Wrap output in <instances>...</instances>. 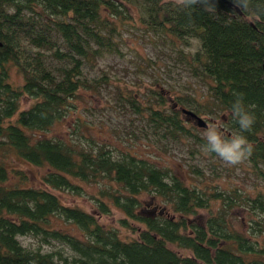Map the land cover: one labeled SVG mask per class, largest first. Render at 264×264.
<instances>
[{
    "label": "trees",
    "instance_id": "obj_1",
    "mask_svg": "<svg viewBox=\"0 0 264 264\" xmlns=\"http://www.w3.org/2000/svg\"><path fill=\"white\" fill-rule=\"evenodd\" d=\"M129 8L145 31L188 49L177 51L189 73L205 85L203 102L186 94L184 103L177 98L167 104L154 89L135 92L146 106L128 90L124 100L130 110L163 137H189L203 148L205 139L192 134L179 115L195 119L181 109L201 119L200 114L220 117L226 136L247 139L251 154L242 162L264 186V0H200L187 8L178 0H0V155L9 148L20 160L46 168L41 185L30 186L22 170L0 157V264H264V240L254 236L259 228L251 227V234L235 231L223 210L210 212V200L220 198L228 206L237 188L226 195L207 192L196 169L194 182H185L131 147L113 155L105 144L83 147L71 138L47 135L75 110L78 89L94 86L83 76V65L105 54L122 55L114 37L130 18ZM189 40L195 49L190 50ZM102 76L107 77L104 71ZM237 93L254 116L243 132L231 112ZM23 96L31 103L21 109ZM10 171L17 178L13 183ZM82 183L98 187L94 200L100 214H108L110 205L122 213L119 227L64 205L54 193L79 194ZM141 193L162 206L142 207ZM244 200L247 210L264 215V193ZM65 222L79 234L63 229ZM23 235L35 236L40 244L54 241L69 252L26 248L17 239Z\"/></svg>",
    "mask_w": 264,
    "mask_h": 264
},
{
    "label": "rangeland",
    "instance_id": "obj_2",
    "mask_svg": "<svg viewBox=\"0 0 264 264\" xmlns=\"http://www.w3.org/2000/svg\"><path fill=\"white\" fill-rule=\"evenodd\" d=\"M128 13L130 18L124 25L118 27V33L114 37V40L119 42L122 55L105 54L91 64L83 65L81 69L83 76L94 86L78 89L75 110L69 111L54 123L46 132L47 135L61 140L71 138L83 147L91 146L93 143L105 144L112 149L113 155H117L119 150L131 147L140 156L153 159L158 167L185 182H194L195 175L192 170L196 169L197 177L202 178L203 185L208 186L207 192L215 189L226 195L230 187H235L237 197H232V204L228 202V206H223L220 198L210 200V212L217 213L223 210L224 219L235 231L251 234V227L253 230L259 228V232L254 236L260 241L264 240V215L247 210L244 200L246 197H253L257 192L264 193V186L247 172L245 164L242 161L236 165L227 164L214 153H205L204 148L195 145L189 137L179 136L176 139L163 137L161 131L154 130L142 116L132 112L124 100L129 90L130 93H134L139 105L146 106L144 97L136 95L135 92L145 95L148 90L154 89L165 98L167 104H173L177 98L184 103L187 99L186 94L198 101H205L203 97L205 85L189 73L184 58L180 57L177 51L178 48H182L184 52L188 49L164 34L145 31L137 19V13L131 8L128 9ZM189 43L190 50L196 48L195 41L189 40ZM185 54L187 56V53ZM50 64L56 63L50 60ZM103 71L107 77L102 76ZM11 77L16 79L13 72ZM95 82L98 84L95 85ZM156 97V95L150 97L149 101L153 102ZM30 103L31 99L23 96L19 101V107L24 109ZM200 116L207 125L220 121V117L217 116L209 114ZM179 117L192 134L203 138V130L207 126L205 129L197 128L189 118L182 115ZM1 158L7 162L8 167L22 170L27 177L25 184L41 185L40 177L46 171L45 166H35L20 160L9 148L2 152ZM16 179L10 171L8 182L13 183ZM54 193L64 205L77 206L96 213L101 223L119 227L117 218L122 213L117 208L110 205L108 214H100L96 210L94 197L98 196V187L95 184L82 183L79 194L69 190H55ZM102 199L107 201L104 196ZM138 200L140 205L149 211L151 208L154 210L156 205L163 204L162 201H156L155 204L146 193L139 194ZM200 212L203 217L207 215L205 210ZM60 226L71 233L79 234V231L68 222L61 223ZM17 239L26 248L35 249L40 246L43 251L59 249L64 254L69 252L54 241L40 244L35 236L23 235Z\"/></svg>",
    "mask_w": 264,
    "mask_h": 264
},
{
    "label": "clouds",
    "instance_id": "obj_3",
    "mask_svg": "<svg viewBox=\"0 0 264 264\" xmlns=\"http://www.w3.org/2000/svg\"><path fill=\"white\" fill-rule=\"evenodd\" d=\"M178 2L187 8L197 4L200 0H178ZM236 97L231 109L232 117L239 125L241 132L247 131L254 123V116L246 111L243 104V94L237 93ZM203 138L206 141L205 153H214L227 164L236 165L251 154V146L247 139L242 134L226 136L220 123H209L203 130Z\"/></svg>",
    "mask_w": 264,
    "mask_h": 264
},
{
    "label": "water",
    "instance_id": "obj_4",
    "mask_svg": "<svg viewBox=\"0 0 264 264\" xmlns=\"http://www.w3.org/2000/svg\"><path fill=\"white\" fill-rule=\"evenodd\" d=\"M181 112L191 116L192 118L195 119V124L199 127H206V123L204 122L203 119H201L200 117L196 116L194 113H192L191 111L189 110H186V109H181Z\"/></svg>",
    "mask_w": 264,
    "mask_h": 264
}]
</instances>
